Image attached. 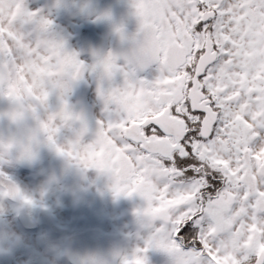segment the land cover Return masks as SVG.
I'll use <instances>...</instances> for the list:
<instances>
[{
	"label": "snow or ice",
	"instance_id": "obj_1",
	"mask_svg": "<svg viewBox=\"0 0 264 264\" xmlns=\"http://www.w3.org/2000/svg\"><path fill=\"white\" fill-rule=\"evenodd\" d=\"M129 6L136 32H114L122 43L149 35L154 56L138 65L93 53L88 65L39 9L0 0V97L11 105L0 116L35 122L23 137L0 139V165L30 162L44 145L107 176L113 197H141L136 214L150 233L119 264H147L149 250L169 264H264V0ZM86 74L105 113L87 143V123L68 103ZM63 128L73 135L58 143ZM4 198L35 204L0 170Z\"/></svg>",
	"mask_w": 264,
	"mask_h": 264
},
{
	"label": "flooded vegetation",
	"instance_id": "obj_2",
	"mask_svg": "<svg viewBox=\"0 0 264 264\" xmlns=\"http://www.w3.org/2000/svg\"><path fill=\"white\" fill-rule=\"evenodd\" d=\"M25 4L29 10L39 9L41 15L51 19V35L63 40L66 49L78 53V59L88 65L94 62L93 53L103 55L109 51L120 53L123 50L125 44L116 39L115 25H123L129 35L137 30L129 0H25ZM101 13H108L110 19L96 20V16ZM116 80L119 82L118 77ZM81 100L84 101V107ZM48 103L50 110L55 109L58 104L56 96H50ZM68 103L86 121L89 131L83 137V142H90L94 138L96 121L105 118L93 76L86 74L83 80L73 86ZM0 105L9 109L11 107L3 97H0ZM34 126L35 122L30 117L22 123L11 122V134L5 136L23 137ZM0 133L3 131L0 130ZM72 135L70 129L63 128L58 133L57 142L64 143ZM0 170L4 172V168ZM4 173L24 194L33 190L43 191L45 202L42 206H27L21 201L12 203L5 198L0 200L4 209L0 212V264H78L67 258V239L79 234L87 239L105 236L116 240L118 253L110 264H119L121 256L131 255L127 243L122 241L126 230L129 228L131 234L137 235L139 241L135 244L139 247L143 246L144 239L150 233L145 218L136 214L137 210L145 207L143 199L137 202V210L128 208L126 212H120L126 205L123 203L126 197H115L108 203L101 192L103 188H109L110 180L107 176L95 169L77 167L44 145L36 148L34 160L17 162L13 159V168H7ZM90 191L94 195L89 194ZM68 194L74 196V205L65 198ZM26 195L31 196L29 193ZM116 205L119 206L118 215L111 209ZM40 212L51 217L60 233H52L42 224L22 229L16 219L25 213L30 223H34ZM131 213L135 215L137 224L132 225V228L126 220Z\"/></svg>",
	"mask_w": 264,
	"mask_h": 264
},
{
	"label": "rangeland",
	"instance_id": "obj_3",
	"mask_svg": "<svg viewBox=\"0 0 264 264\" xmlns=\"http://www.w3.org/2000/svg\"><path fill=\"white\" fill-rule=\"evenodd\" d=\"M8 110H9L8 107L0 105V113L7 112ZM0 126L3 127V128L0 127V130L3 131L2 134L0 133V139H8V138H10V137H6L5 136L6 134H8V136L11 134L10 133L11 132V121L6 116H0ZM5 166H7V165L6 164L0 165V168L1 169L4 168V172H7V168ZM101 192L105 196V198L108 199V203H111V201H113V198L115 199V197H113V195H112V193H111L109 188L108 189H104L103 188V190H101ZM26 193H29L31 195L30 197L35 201V204L33 206H42L44 204L45 197H44V192L43 191H34L33 190V191H27V192H25V194ZM93 193H94L93 191H90L89 194L94 195ZM65 198L67 199L68 203H71L72 205H74L75 199H74L73 195H69L68 194ZM83 198H85V197H83ZM141 199L142 198L139 197L138 195H133L132 197H126L125 201L123 202L126 205L123 206V208L120 210V212H123V211L126 212V210H128V208L130 210H137L136 209V205L139 204L137 202L141 201ZM115 201L116 200H114V202ZM135 203H137V204H135ZM0 204H1V202H0ZM118 207L119 206L116 205L115 207H113V208L110 207V208L112 210H114V213H116L118 215V214H120V212L118 211ZM3 210H4L3 207L0 205V212H2ZM126 220L129 221L128 224H129V226L131 225V228H132V225H136L137 226V224H135V215L133 213H131ZM130 231H131V229H129V228L126 230V232L124 233L125 235H123L122 241H123V243H124V241L127 243L126 245L128 247V251L132 253V251L135 248L139 247L138 244H135V243H137V241H139V238H136L137 235L131 234ZM132 237H134L133 238V243L131 242ZM146 255H147V264H169L168 257L164 253H162L160 251L149 250V252H147Z\"/></svg>",
	"mask_w": 264,
	"mask_h": 264
},
{
	"label": "water",
	"instance_id": "obj_4",
	"mask_svg": "<svg viewBox=\"0 0 264 264\" xmlns=\"http://www.w3.org/2000/svg\"><path fill=\"white\" fill-rule=\"evenodd\" d=\"M116 39H120L116 36ZM81 105L84 107V101L81 100ZM7 201L12 203H19V200H13L10 198H5ZM28 215L23 213L16 217L22 229H30L35 227L37 224L46 225L52 233H60L55 227L51 217L48 214L40 212L38 213L37 221L30 223L27 218ZM68 244V257L72 262L80 264L81 254L84 253H94L101 256L105 264H110L112 258L118 253V243L111 237L101 236L96 239H87L81 234L72 236L67 239ZM107 258V259H106Z\"/></svg>",
	"mask_w": 264,
	"mask_h": 264
},
{
	"label": "clouds",
	"instance_id": "obj_5",
	"mask_svg": "<svg viewBox=\"0 0 264 264\" xmlns=\"http://www.w3.org/2000/svg\"><path fill=\"white\" fill-rule=\"evenodd\" d=\"M129 37H131V35H129ZM124 44L125 47L121 53L138 65L151 59L155 54L152 48V40L149 35H145L139 39L129 38ZM81 261L85 262V264H104L103 258L94 253L81 254Z\"/></svg>",
	"mask_w": 264,
	"mask_h": 264
},
{
	"label": "trees",
	"instance_id": "obj_6",
	"mask_svg": "<svg viewBox=\"0 0 264 264\" xmlns=\"http://www.w3.org/2000/svg\"><path fill=\"white\" fill-rule=\"evenodd\" d=\"M6 165H7L6 167H7L8 169L13 168V161H12V163H10V164H6Z\"/></svg>",
	"mask_w": 264,
	"mask_h": 264
}]
</instances>
